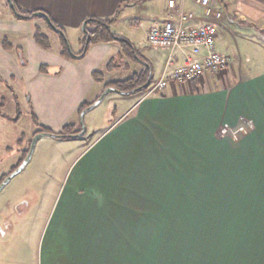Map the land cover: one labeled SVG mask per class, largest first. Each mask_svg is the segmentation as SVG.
<instances>
[{
    "label": "crops",
    "instance_id": "crops-1",
    "mask_svg": "<svg viewBox=\"0 0 264 264\" xmlns=\"http://www.w3.org/2000/svg\"><path fill=\"white\" fill-rule=\"evenodd\" d=\"M12 1L23 10L46 13L67 40L72 34L77 43L86 18L117 14L120 20L137 6L134 25L148 22L146 41L151 20L167 16V0ZM185 1V9L200 14ZM212 7H222L217 11L238 24L243 45L264 53V0H212ZM34 25L44 29V23L17 20L0 5V78L23 81L31 114L55 132L66 124L79 129L78 109L112 87L106 84L147 67L148 85L162 71L164 51L145 50L133 35L126 38L138 49L139 60L124 57L116 42L91 45L84 57L69 60L45 30L52 48L37 45ZM251 31L262 35L250 42L245 35ZM2 36L10 49L2 46ZM217 38L218 29L215 48L232 57L224 72L170 83L155 95L125 94L126 105L112 123L74 142L77 153L62 172L53 200L42 208L36 249L0 250V264H264V67H238L239 55L220 50ZM117 56L132 74L105 80L104 71L120 68L112 61ZM43 65L48 73L40 72ZM96 71L102 81H96ZM244 121L252 124L247 133L220 136L225 126L236 129ZM163 209H175V215ZM186 224L194 226L192 233L184 232ZM169 225L178 228L171 237Z\"/></svg>",
    "mask_w": 264,
    "mask_h": 264
},
{
    "label": "rangeland",
    "instance_id": "rangeland-1",
    "mask_svg": "<svg viewBox=\"0 0 264 264\" xmlns=\"http://www.w3.org/2000/svg\"><path fill=\"white\" fill-rule=\"evenodd\" d=\"M190 2L195 4L193 0H186V6H189ZM0 5L3 6L4 9L7 7L4 0H0ZM155 9L159 10L158 8ZM216 9L219 11L223 10L222 7H217ZM132 10L129 11L128 15L121 17L120 20L117 14L112 17L115 18L111 25L112 31L123 37L133 35L137 45H141L145 50L157 55L155 49H152L144 38V30L148 22L145 21L142 27L134 25L139 19L138 10L140 9L136 6V8ZM10 14L13 17L11 12ZM163 16L164 15L152 19L149 26L153 23L160 22ZM208 19L214 21L217 25V41L223 45L220 50L226 48L228 50L223 51H227L226 53H230L231 56H235V53L239 55L240 64L237 65L238 67L240 65V68L244 69L248 66H252L251 70L253 71H257L264 67V63L261 64V62H264V53L258 55L256 46L250 47L248 44H242L245 43V40L243 41V38L240 37V29L237 23L227 17H223L221 14L218 18L208 17ZM32 20L43 25L42 18L35 17ZM117 20H119V24L114 27ZM221 26L225 28V30L220 29ZM43 27V30L48 32L53 38H57L56 34L48 30L47 27ZM230 34L232 36H230ZM243 34L245 33H242V35ZM261 35L262 34L256 31H251L250 34L245 36L251 42L257 41V37L255 36ZM68 40L72 51L78 52L81 45L73 39L72 34H69ZM245 49L248 51V56L244 53ZM131 59L129 60L135 61L133 58ZM112 61L114 64L121 66L115 71H104L105 80L124 79L132 74L131 70H127L124 67V63L118 56L113 58ZM144 89H140L143 90L142 96L145 95ZM124 95V93L116 90L109 91L98 104L87 111L84 115L85 134L83 136L76 138H60L45 134L37 139L31 156L24 167L0 189V250L10 253L11 251L21 249L25 251L36 249L35 235L38 234L40 218L43 212L42 208L53 200L58 186L60 185V179L62 178L60 176L63 174L62 172L65 171L69 165V161L74 157L75 153H77L75 144L78 143L74 142L79 140L82 141V139L86 140L91 137L93 133L102 131L112 123L126 105L122 101ZM0 112L3 114V117L0 116L1 183L11 170L13 171V168L22 162L21 158H23V151L29 149L30 142L34 136L33 133L37 128L31 118L32 109L28 101V93L23 81L9 80L5 82L0 78ZM79 116L80 114L77 113V123L75 120L76 128L80 126L78 123ZM15 118L16 120L18 118V122L13 120ZM53 171L59 172L58 177H48L49 172ZM152 211L154 215L157 213L159 214L160 210L153 209ZM166 212L171 217L175 215V213L172 214V212H176V210L167 209ZM177 230L178 228L176 225H169L168 234L170 237L171 234L176 233ZM193 230V225L186 224L184 226V232L187 234L192 233ZM171 243L173 244L172 246L175 247L176 241H171Z\"/></svg>",
    "mask_w": 264,
    "mask_h": 264
},
{
    "label": "built area",
    "instance_id": "built-area-1",
    "mask_svg": "<svg viewBox=\"0 0 264 264\" xmlns=\"http://www.w3.org/2000/svg\"><path fill=\"white\" fill-rule=\"evenodd\" d=\"M201 9L198 15L184 7V0H167V16L147 29V44L164 51L165 60L160 76L144 89L145 95L161 93L170 83H189L202 79L206 73L224 72L230 58L215 48L217 25L208 17L218 18L220 13L212 7V0H193ZM251 122L236 129H221L220 136L230 133L236 137L247 133Z\"/></svg>",
    "mask_w": 264,
    "mask_h": 264
},
{
    "label": "trees",
    "instance_id": "trees-1",
    "mask_svg": "<svg viewBox=\"0 0 264 264\" xmlns=\"http://www.w3.org/2000/svg\"><path fill=\"white\" fill-rule=\"evenodd\" d=\"M5 4L6 6L9 8L10 12L12 13L13 17L17 20H32L35 17H28L30 16L33 12H35L34 10H23L20 7H18L15 3V8L19 13H22L23 15H25L24 17H17L13 14V11L11 10V8L9 7L8 3L6 0ZM233 19V18H232ZM115 18H95V17H90V18H86L84 21H86V32L81 33V36L78 40V44L81 45V48L79 49L78 52H73L75 54H80L83 51L84 48V44H85V40L87 35L89 36V44L87 45L86 51L88 50V48L91 45L94 44H98V43H110V42H117L121 48V52L122 54L127 57L128 59L133 58V60H139L141 59L139 57L138 54V49H136L133 44L131 43V41L129 39H127L126 37L120 36L118 34H115L112 29H111V25L114 22ZM44 26L47 27L48 30L52 31L54 34L57 35V39L59 42V54L61 56H63L66 59L69 60H75V58H73L70 55L69 50L67 49L66 46V42L63 40V38L57 34L56 32H54L45 22L44 19H42ZM52 23L63 30V28L56 24L53 20H51ZM83 21V22H84ZM32 38L35 41V43L37 45H39L41 48L45 49V50H50L52 48L50 39L48 37V35L45 33V31L42 29V27H40L39 25H34L33 27V31H32ZM1 43L2 46L5 49H10V42L8 40V38L6 36H2L1 38ZM72 50V49H71ZM132 60V59H131ZM40 72H44V73H48L49 70L46 66H40ZM148 72H149V68H145L143 71L134 74L133 76H131L128 79L122 80V81H115V82H111L109 84H106V86H112L116 89V91H119L121 93L124 94H131L134 93L136 91H139L140 89H144L147 86V78H148ZM54 74H58L59 73V69H55L53 70ZM93 76L96 78V81H102V74L101 72H94ZM152 81V79H151ZM150 81V82H151ZM88 104L84 103L80 106V108L78 109V114H80V112L87 106ZM31 118L32 121L34 122V124L36 125V130L34 132L38 133V132H44L47 134H54L56 135V137H60V138H70V135L73 133H76L80 130V126L79 129L75 130L72 124H66L62 127V129L58 132H55L47 127H44L42 125H40L35 116L33 114H31ZM27 153V150L25 151V153L23 154V158L25 157ZM21 158V161L22 159ZM19 164H17L13 169H15ZM12 171V170H11ZM10 171V172H11ZM9 172V173H10ZM8 173V174H9ZM7 174V175H8ZM6 176V175H5ZM4 176V177H5Z\"/></svg>",
    "mask_w": 264,
    "mask_h": 264
},
{
    "label": "water",
    "instance_id": "water-1",
    "mask_svg": "<svg viewBox=\"0 0 264 264\" xmlns=\"http://www.w3.org/2000/svg\"><path fill=\"white\" fill-rule=\"evenodd\" d=\"M9 7L11 8V10L13 11V14L17 17H24L25 15H23L22 13H19L16 8H15V5H14V2L12 0H6ZM28 17H39V18H42L45 20V22L47 23V25L54 31L56 32L57 34H59L63 40L66 42V46H67V49L69 50L70 52V55L75 58V59H80L82 57H84L85 53H86V48H87V45L89 44V36L87 35L86 37V40H85V44H84V48H83V51L80 53V54H75L72 52L71 48H70V45L68 43V40H67V37L65 35V32L56 27L52 21L50 20V18L48 17V15H46V13L42 12V11H35L33 12L30 16ZM86 21H84L81 25V30L83 32H86ZM149 81V80H148ZM112 90H116L114 87H107L104 89V91L101 93V95L92 103L90 104L89 106H87L86 108H84L81 112H80V116H79V124H80V132H78L77 134H72L70 135L71 138H76V137H81L85 134V126H84V115L87 111H89L91 108H93L96 104H98L101 99L104 97V95L109 92V91H112ZM42 135H45V133H38L36 135H34L33 139L31 140V144H30V148H29V151L27 153V155L25 156V158L22 160V162L12 171L10 172L3 180L2 182L0 183V189L4 186V184H6L14 175H16L23 167L24 165L26 164V162L29 160L30 156H31V153H32V150H33V147H34V144L35 142L37 141V139H39ZM48 135H51V136H56L54 134H48Z\"/></svg>",
    "mask_w": 264,
    "mask_h": 264
},
{
    "label": "flooded vegetation",
    "instance_id": "flooded-vegetation-1",
    "mask_svg": "<svg viewBox=\"0 0 264 264\" xmlns=\"http://www.w3.org/2000/svg\"><path fill=\"white\" fill-rule=\"evenodd\" d=\"M0 116H1V117H3V114H2L1 112H0ZM13 120L15 121V120H16V118H15V119H13ZM16 121L18 122V118H17V120H16ZM34 132H35V131H34ZM38 133H44V132H38ZM38 133H35V134L33 133V135H36V134H38ZM45 134H47V133H45ZM47 135H48V134H47ZM33 137H34V136H33ZM30 144H31V142H30ZM29 148H30V147H29ZM28 151H29V149H27V153H28ZM23 152L25 153V151H23ZM24 153H23V154H24ZM27 153H26V155H27ZM26 155H25V156H26Z\"/></svg>",
    "mask_w": 264,
    "mask_h": 264
}]
</instances>
